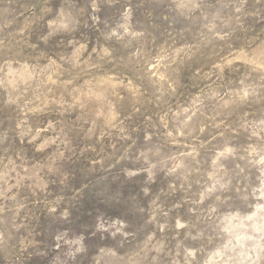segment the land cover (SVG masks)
<instances>
[{
  "label": "rangeland",
  "instance_id": "1",
  "mask_svg": "<svg viewBox=\"0 0 264 264\" xmlns=\"http://www.w3.org/2000/svg\"><path fill=\"white\" fill-rule=\"evenodd\" d=\"M0 264H264V0H0Z\"/></svg>",
  "mask_w": 264,
  "mask_h": 264
}]
</instances>
